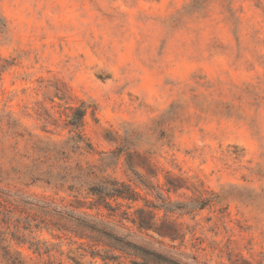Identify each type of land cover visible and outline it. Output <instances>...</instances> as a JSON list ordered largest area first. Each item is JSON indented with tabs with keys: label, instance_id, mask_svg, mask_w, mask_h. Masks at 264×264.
<instances>
[{
	"label": "rangeland",
	"instance_id": "374dc122",
	"mask_svg": "<svg viewBox=\"0 0 264 264\" xmlns=\"http://www.w3.org/2000/svg\"><path fill=\"white\" fill-rule=\"evenodd\" d=\"M81 102L92 149L40 164ZM0 112V188L64 211H0V264H264V0H0Z\"/></svg>",
	"mask_w": 264,
	"mask_h": 264
},
{
	"label": "trees",
	"instance_id": "16d2710c",
	"mask_svg": "<svg viewBox=\"0 0 264 264\" xmlns=\"http://www.w3.org/2000/svg\"><path fill=\"white\" fill-rule=\"evenodd\" d=\"M86 109L87 108L84 106L83 102L71 108V113L67 116V122L71 126L70 132H72V134L67 136L65 139H39L36 142H32L33 149L37 152V155L40 157V160L38 161L40 164L47 165L49 158L57 154L66 153V151L71 148H75L78 150L92 149L91 144L88 142L86 136L82 132L83 117L85 115ZM3 119L6 120L8 128L13 129L9 130V134L16 136L18 132L17 120L12 118V116L8 113L0 112V121H2ZM30 139L34 140L31 137ZM121 186V188L118 187L116 181H103L101 182V184H98L95 188L91 187L88 193L96 197L95 200L98 202V208H103L109 211V215L114 217V210L112 209V205L109 200H116L117 198L131 201L137 200V198H135L134 196V194H136L135 191L132 190L128 184H122ZM46 203L47 202L43 204L35 203V207L33 209L28 208L26 207L25 202H21V200H16L14 197L10 198L9 194L4 192L3 189L0 188V211L18 210L28 213V209H32V211H40L46 215L48 214V216H52L59 220L58 217H60V215H62L64 212L62 209H60L61 206L57 204L56 206L53 204V202H49L50 204ZM110 211L112 213H110ZM68 221L70 223V230L76 233V235H78L79 237L91 238L94 237V233H98V235H100L104 239L105 237H109L110 240L115 239L119 241V243H121V239L116 238V236L112 235L111 231L107 230V228H109L108 223H111L109 221H100L94 223L92 221L88 222L83 219H76L71 216ZM132 222L136 224L138 228H146L144 224L140 221L133 220ZM99 241H103L105 245L112 246L111 244H109V242L107 243L105 240Z\"/></svg>",
	"mask_w": 264,
	"mask_h": 264
}]
</instances>
